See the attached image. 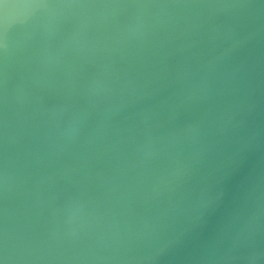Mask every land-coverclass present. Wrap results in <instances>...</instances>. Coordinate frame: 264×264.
Segmentation results:
<instances>
[{"label": "water", "instance_id": "1", "mask_svg": "<svg viewBox=\"0 0 264 264\" xmlns=\"http://www.w3.org/2000/svg\"><path fill=\"white\" fill-rule=\"evenodd\" d=\"M0 264H264V0H0Z\"/></svg>", "mask_w": 264, "mask_h": 264}]
</instances>
